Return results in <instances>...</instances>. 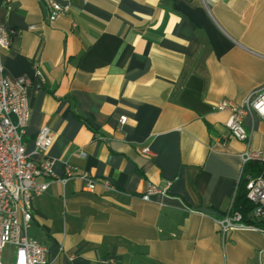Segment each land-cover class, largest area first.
<instances>
[{
    "label": "crops",
    "instance_id": "obj_1",
    "mask_svg": "<svg viewBox=\"0 0 264 264\" xmlns=\"http://www.w3.org/2000/svg\"><path fill=\"white\" fill-rule=\"evenodd\" d=\"M50 1L69 13L50 23ZM0 25L15 32L6 75L33 81L28 153L48 127L57 176L115 187L53 182L34 199L27 233L49 264H264V233L217 223L243 153L264 151L262 118H245L249 144L217 110L264 87V0H0Z\"/></svg>",
    "mask_w": 264,
    "mask_h": 264
},
{
    "label": "built area",
    "instance_id": "obj_2",
    "mask_svg": "<svg viewBox=\"0 0 264 264\" xmlns=\"http://www.w3.org/2000/svg\"><path fill=\"white\" fill-rule=\"evenodd\" d=\"M11 1L6 0L7 4ZM48 7L50 23L70 11L69 5L55 1H50ZM14 33L0 25V264H49L48 248L27 233L34 219V199L44 194L53 182L66 184L71 180L81 179L91 192L98 185L112 191L115 187L109 181H97L89 173H80L69 166L64 176H57L53 171L52 161L48 159V152L55 140L48 127H43L38 132L34 148L28 153L26 136L31 119L28 92L33 81L25 75L9 78L3 64V55L10 50ZM37 76L43 81L39 71ZM217 110L230 112L226 127L231 137L250 144L252 135L246 129L244 121L250 114H256L264 121V87L251 93L242 104L224 100ZM127 120L126 116L121 117L120 125L123 127ZM143 153L150 155L151 151L146 147ZM242 160L244 166L250 162L263 166L258 174L247 176V198L253 209L248 215L247 223L240 212L233 211L232 206L227 214L217 219L223 235L237 230L264 233V229L256 225L264 222V151L248 148L243 153ZM172 185V181L165 182L162 187L151 184L142 199L149 201L155 194H166ZM9 246L13 248V252L7 259L5 253Z\"/></svg>",
    "mask_w": 264,
    "mask_h": 264
},
{
    "label": "trees",
    "instance_id": "obj_3",
    "mask_svg": "<svg viewBox=\"0 0 264 264\" xmlns=\"http://www.w3.org/2000/svg\"><path fill=\"white\" fill-rule=\"evenodd\" d=\"M262 167L263 166L257 162H250L246 164L234 200L233 211L240 212L244 217V221L247 223H249L248 215L253 209L252 203L247 198V176L258 174ZM256 225L264 229V222H258Z\"/></svg>",
    "mask_w": 264,
    "mask_h": 264
},
{
    "label": "rangeland",
    "instance_id": "obj_4",
    "mask_svg": "<svg viewBox=\"0 0 264 264\" xmlns=\"http://www.w3.org/2000/svg\"><path fill=\"white\" fill-rule=\"evenodd\" d=\"M12 252H13V248H12L11 246H9V247L6 249L5 258L9 259L10 256L12 255Z\"/></svg>",
    "mask_w": 264,
    "mask_h": 264
}]
</instances>
